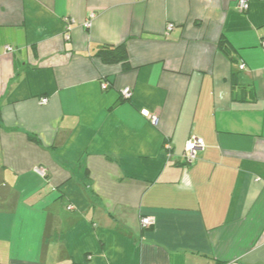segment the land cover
<instances>
[{
  "label": "crops",
  "instance_id": "obj_1",
  "mask_svg": "<svg viewBox=\"0 0 264 264\" xmlns=\"http://www.w3.org/2000/svg\"><path fill=\"white\" fill-rule=\"evenodd\" d=\"M247 1L0 0V264H264V0ZM123 44L128 69L97 55Z\"/></svg>",
  "mask_w": 264,
  "mask_h": 264
},
{
  "label": "built area",
  "instance_id": "obj_2",
  "mask_svg": "<svg viewBox=\"0 0 264 264\" xmlns=\"http://www.w3.org/2000/svg\"><path fill=\"white\" fill-rule=\"evenodd\" d=\"M239 8L242 11H246L249 8V3L247 0H240L239 1ZM85 25L87 27L91 26V21H87L85 23ZM174 28V25L172 23H169V25L167 26V34H169ZM5 50L6 51H12L13 47L12 46H5ZM245 67L244 64L240 65V68L243 69ZM109 86L108 82H104L103 83V88H107ZM132 95L131 89L130 88H125L123 91V96L125 98H130ZM41 104H46L48 102L47 98H42L41 99ZM145 115L148 117V119L151 121V123H153L154 125H156L159 122V116L156 113H150V112H145ZM205 146L204 140L202 138H192L187 142L186 145V149H185V153H184V158L187 164H193L194 161L197 158V154L198 151L203 149ZM36 171L38 173H40L41 175H46V171L43 168H37ZM142 223L143 225L146 226H150L153 224V220L149 217H145L142 219ZM227 264H240L237 262H231V263H227Z\"/></svg>",
  "mask_w": 264,
  "mask_h": 264
},
{
  "label": "trees",
  "instance_id": "obj_3",
  "mask_svg": "<svg viewBox=\"0 0 264 264\" xmlns=\"http://www.w3.org/2000/svg\"><path fill=\"white\" fill-rule=\"evenodd\" d=\"M240 1V0H239ZM219 48L230 55L233 50L231 43L223 36L219 41ZM97 55L107 63H122L124 69L130 68V59L126 46L106 45L97 52ZM235 86H239L235 84Z\"/></svg>",
  "mask_w": 264,
  "mask_h": 264
},
{
  "label": "rangeland",
  "instance_id": "obj_4",
  "mask_svg": "<svg viewBox=\"0 0 264 264\" xmlns=\"http://www.w3.org/2000/svg\"><path fill=\"white\" fill-rule=\"evenodd\" d=\"M36 255H33V257H35Z\"/></svg>",
  "mask_w": 264,
  "mask_h": 264
}]
</instances>
